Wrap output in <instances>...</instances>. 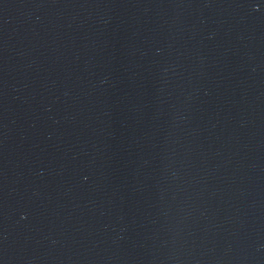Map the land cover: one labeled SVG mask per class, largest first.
I'll return each mask as SVG.
<instances>
[{
  "label": "water",
  "instance_id": "obj_1",
  "mask_svg": "<svg viewBox=\"0 0 264 264\" xmlns=\"http://www.w3.org/2000/svg\"><path fill=\"white\" fill-rule=\"evenodd\" d=\"M0 264H264V0H0Z\"/></svg>",
  "mask_w": 264,
  "mask_h": 264
}]
</instances>
